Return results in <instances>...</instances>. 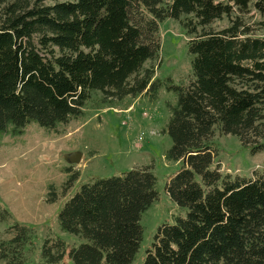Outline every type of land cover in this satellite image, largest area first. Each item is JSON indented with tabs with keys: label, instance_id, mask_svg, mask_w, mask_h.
I'll list each match as a JSON object with an SVG mask.
<instances>
[{
	"label": "trees",
	"instance_id": "obj_1",
	"mask_svg": "<svg viewBox=\"0 0 264 264\" xmlns=\"http://www.w3.org/2000/svg\"><path fill=\"white\" fill-rule=\"evenodd\" d=\"M251 11L264 30V0H0V137L33 122L55 129L81 116L94 97L93 107H101L156 96L166 86L177 95L167 157L181 164L166 192L188 214L158 229L144 264H264V170L232 177L213 166L216 130L253 154L264 150V35L243 21ZM225 18L230 26L212 29ZM168 19L190 38L186 85L156 78L160 25ZM158 196L149 168L84 184L59 224L86 242L75 248L47 239L44 264H66L67 257L74 264H132L141 217ZM9 216L0 208L1 219ZM7 233L13 237L0 238V263L26 264L31 229L17 223Z\"/></svg>",
	"mask_w": 264,
	"mask_h": 264
},
{
	"label": "rangeland",
	"instance_id": "obj_2",
	"mask_svg": "<svg viewBox=\"0 0 264 264\" xmlns=\"http://www.w3.org/2000/svg\"><path fill=\"white\" fill-rule=\"evenodd\" d=\"M63 1L70 0L43 3ZM243 21L255 28L257 35H264L262 26L257 25L262 21L258 13L251 11ZM230 24L231 20L225 18L215 21L212 29L221 30ZM159 36L162 64L156 69V78L164 83L171 78L177 85L189 84L190 38L172 19L161 23ZM96 98L89 101L81 116L55 129L33 122L20 134L0 137V208L10 215L0 218V238L9 241L13 235L7 232L17 223L31 229V242L25 247L26 264H44L41 253L47 239L59 238L75 248L86 242L61 229L59 213L81 186L99 179L144 168L157 177L159 196L141 217L143 239L132 264H144L162 225H173L177 218L188 214V209L180 207L166 192L168 182L181 169L179 162L167 157L173 140L166 129L170 106L177 103L176 93L163 86L156 96L143 94L93 107L98 103ZM212 142L217 153L213 166L219 167L222 174L249 177L264 170V150L253 154L252 147L243 145L236 136L218 130ZM261 142L264 144V139ZM75 153L82 155L81 161L69 162L67 157ZM65 261L74 264L68 257Z\"/></svg>",
	"mask_w": 264,
	"mask_h": 264
},
{
	"label": "water",
	"instance_id": "obj_3",
	"mask_svg": "<svg viewBox=\"0 0 264 264\" xmlns=\"http://www.w3.org/2000/svg\"><path fill=\"white\" fill-rule=\"evenodd\" d=\"M82 155L75 153L67 157L68 161L71 163H79L81 161Z\"/></svg>",
	"mask_w": 264,
	"mask_h": 264
},
{
	"label": "built area",
	"instance_id": "obj_4",
	"mask_svg": "<svg viewBox=\"0 0 264 264\" xmlns=\"http://www.w3.org/2000/svg\"><path fill=\"white\" fill-rule=\"evenodd\" d=\"M140 140H142V138H140Z\"/></svg>",
	"mask_w": 264,
	"mask_h": 264
}]
</instances>
